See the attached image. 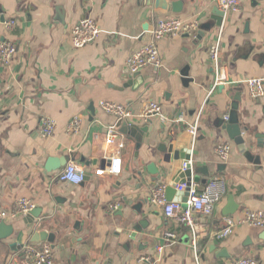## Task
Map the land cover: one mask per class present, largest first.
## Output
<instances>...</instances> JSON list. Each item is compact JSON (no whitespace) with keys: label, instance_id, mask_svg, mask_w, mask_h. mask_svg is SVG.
Returning a JSON list of instances; mask_svg holds the SVG:
<instances>
[{"label":"crops","instance_id":"0c3cea01","mask_svg":"<svg viewBox=\"0 0 264 264\" xmlns=\"http://www.w3.org/2000/svg\"><path fill=\"white\" fill-rule=\"evenodd\" d=\"M166 3L176 4L178 12L156 10L155 0H0V44L16 48L10 65L0 66V208L11 211L16 199L26 198L40 215L31 218L30 226L29 217L5 222L13 226L14 234L0 241V264H31L21 258L23 250L10 248L15 242L50 245L51 264H148L140 261L142 257L154 264H234L244 257L264 264V227L239 225L230 236H218L227 212L233 210L226 217L234 219L246 210L264 212V97L252 99L245 84L249 78L264 83V0H244L239 13L224 16L222 27L199 41L195 38L200 26L217 8L214 1ZM86 15L102 33L94 43L75 49L70 32ZM175 17L195 30L159 41L160 67L143 69L133 87L123 88L128 82L127 59L146 44L158 20ZM8 22H13L10 29L4 26ZM215 46L217 70L209 58ZM250 47L247 58L235 60ZM184 71L190 80L186 86ZM219 77L221 84L214 88ZM234 96L240 98L238 123L249 130L243 136L256 161L246 160L220 126L219 120L232 111ZM100 101L124 105L131 113L129 122L152 120V131L138 150L120 136L124 148L119 176L94 175L115 158L114 146L105 143V132L116 127V121L98 108ZM150 102L161 106L164 123L141 116ZM76 116L82 122L80 132L69 135L66 126ZM179 117L183 123L175 122ZM43 118L56 122L50 138L39 136ZM196 119L198 133L192 140L187 125ZM224 143L232 149L222 162L214 148ZM162 146H172V154L190 156L193 168L201 170L195 173L197 190L214 177L227 183V193L211 214L199 217L196 254L187 228L151 204L150 184L156 176L148 174L147 166L154 164L161 176L157 187H165V196L182 172L183 160L165 162ZM65 156L88 173L82 184L59 181L64 167L46 171L48 158ZM123 198L134 200L133 204L142 198L149 202L136 215ZM142 220L148 226L127 251L131 226ZM44 232L54 235L53 245L41 236ZM140 243L146 248L137 250Z\"/></svg>","mask_w":264,"mask_h":264},{"label":"built area","instance_id":"2783aa9c","mask_svg":"<svg viewBox=\"0 0 264 264\" xmlns=\"http://www.w3.org/2000/svg\"><path fill=\"white\" fill-rule=\"evenodd\" d=\"M91 0H82V2H90ZM217 9L226 16L227 14H236L241 11L244 0H213ZM6 29H10L13 26V22L4 23ZM195 27L189 24H185L179 18H165L158 20L153 30L149 34V40L145 45L140 47L137 51L133 52L126 61V66L132 74H138L145 68L152 67L158 68L161 65L160 56L158 53V43L167 37L180 36L181 34L188 33V31H194ZM102 30L98 23L86 15L81 21L72 28L70 32L71 44L75 49H81L87 45L94 43L101 35ZM16 54V48L8 42H2L0 44V66L7 67L10 65L14 55ZM209 58L214 68L217 70L219 65L218 47L215 46L209 51ZM214 86L221 84L222 77H219ZM245 84L248 86L249 95L252 99H260L264 97V83L259 78H249L245 80ZM98 108L106 115L115 119L116 124L118 122L129 121L131 117L130 110L124 105L100 101L98 102ZM142 117L150 118L157 117L162 123L166 121L162 114L161 106L156 102H150L146 104L142 109ZM228 115L224 117V121L227 122ZM176 123H183V118L179 117L175 121ZM81 119L79 117H73L66 126V133L69 135H75L80 132ZM56 129V122L51 118H43L39 125V136L42 138H50L54 135ZM187 131L194 140L198 133V119L193 123L187 125ZM120 135L115 126L109 127L105 132V143L107 145L114 146L115 158L111 161L110 166L105 167L103 170H98L94 173L96 176H119L122 173V157L120 151L124 148V144L120 139ZM231 144L224 143L219 144L214 148V153L217 155L220 161H227L230 152ZM191 166V159L183 161L181 165L182 172L186 170L187 166ZM85 170L76 162L69 161L63 171L58 176V180L61 182H67L72 185H80L84 182ZM227 183L225 180L219 177L209 179L204 185L202 190H197L191 182L176 184L174 187V197L177 195L179 200L167 201L165 196V187L159 186L151 191L150 198L151 204L155 207H159L162 210L163 216L167 219H174L187 228L190 247L194 254L198 248V236H199V217H207L211 214L215 204L219 202L223 196L227 193ZM184 194H187L186 202L183 203L181 199ZM116 209V207H111ZM34 209V204L31 200L26 198H18L14 202V208L11 211H5L0 208V223L6 222L9 219L16 217H29L31 211ZM224 227L218 232V236L226 238L230 236L234 229L239 225H244L254 228L264 227V212L246 210L243 212L242 217L234 219L232 217L223 218ZM166 238L173 239L172 234H166ZM25 253L26 259L31 264H51L52 263V248L50 245H44L41 247H34L32 245H23L22 248ZM158 251L161 248H157ZM141 262L148 264H154L148 257H142ZM199 264V262H195ZM234 264H259L258 260L252 257H244L237 259Z\"/></svg>","mask_w":264,"mask_h":264},{"label":"water","instance_id":"95a60500","mask_svg":"<svg viewBox=\"0 0 264 264\" xmlns=\"http://www.w3.org/2000/svg\"><path fill=\"white\" fill-rule=\"evenodd\" d=\"M175 5L176 4H170V6H169L166 3V0H155V6L154 7L156 10H163V11H170L173 13H177L178 10H176ZM223 20H224V14L221 13L216 8L212 13V16H211L209 22H206L200 26L198 34L195 38V41L201 40L202 37L206 33H210L215 28L222 27ZM245 51H246V49H245ZM250 52H252L251 47L249 48V51H246L244 54L236 56L235 60L237 58H240V59L247 58V56H249ZM183 74H184V77L182 78V82L186 86V85H188L190 80H188L187 73L185 71L183 72ZM137 77H138V74H132L130 71H128V73H127L128 82L123 86V88L133 87V85H135V81H137ZM239 99H240L239 96H234V98H233L234 101L231 104V110L232 111L230 112V114L228 116L227 122H224L223 120H219V123H220V126L222 127V129L226 132L229 140L232 141L236 145L237 150L241 154L244 155L246 160L252 162V161H256L257 158L256 157L254 158V156H252V154L248 150L247 141L243 136V134H245V133L248 134L249 130H248V128H245V127L242 128L239 125L238 118L236 115V111L238 109ZM89 110H91V109H89ZM116 128L118 130L119 135L121 137L126 138L128 141L133 142L135 144L136 150H138L140 148V145L142 144L143 140L145 138H147L148 135L152 131V120L147 119L144 121V124H139L137 122H131V121L130 122L129 121L118 122L116 124ZM259 137L260 136H254L255 139H257ZM163 152L167 153L164 156V161L167 163H170L173 160H183V161L190 160L189 155L183 156L182 153H179V152H175L172 154V146H169L168 148H164ZM69 160H70V158L68 156L63 157L62 159L48 158V160L46 161V164H45V169L47 172L57 171V170L65 167V165L69 162ZM147 172L149 175L156 176L155 178H153L151 180V184H150L153 188H156L157 187L156 183H157V181L161 180V176H158L157 171L154 169V164H149L147 166ZM197 172H201V170L200 169H194L192 165L187 166L186 170L181 172V174L179 175L176 182H174V184H172L170 187L167 188L166 200L167 201L172 200V196L175 193L174 187L176 186V184L184 183V182H187L188 184H190L191 182H193V183L198 182V176H195V173H197ZM88 178H89V175L87 173V174H85L84 181H86ZM186 197H187V194H184L183 198L181 199V201L183 203V207H185L184 203L186 202ZM123 202H124V204L130 206L132 208V210L135 211L136 215H139V214H142V207L149 202V199L148 198H142L136 204H133L134 200H129L127 198H123ZM232 211L233 210H231V212H227L226 214H224V216L226 217L227 215H231L233 213ZM39 216H40L39 210L37 208H34L29 215V218H30V221H28L29 226L33 223L32 219H38ZM78 224H79L78 222L75 223V225L73 227L74 230L76 229ZM147 226H148V223L146 220L139 221L138 224H133L131 226L132 232L130 233L128 240L125 244L127 251L131 248L132 242L141 238L143 231L147 228ZM13 234H14V228L12 225H8L5 222L0 223V241H5V240L9 239ZM38 235H40V234L38 233ZM34 236L36 237L37 233ZM41 236L44 237V239L48 243L53 245L54 238H55L53 234H46L44 232V233H41ZM33 241L34 240L32 239V242ZM142 247L143 248L145 247V246H143L142 243L138 244L137 250H141ZM10 248H12V250L14 252H17L19 250H22L23 246H22V244H19V242H15V243H12L10 245ZM20 256H21V258L24 259L25 253L22 252ZM109 261H108V263H111Z\"/></svg>","mask_w":264,"mask_h":264}]
</instances>
